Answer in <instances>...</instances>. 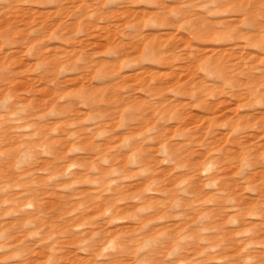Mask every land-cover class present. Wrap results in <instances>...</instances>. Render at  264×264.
Returning <instances> with one entry per match:
<instances>
[{"label": "rangeland", "instance_id": "obj_1", "mask_svg": "<svg viewBox=\"0 0 264 264\" xmlns=\"http://www.w3.org/2000/svg\"><path fill=\"white\" fill-rule=\"evenodd\" d=\"M0 264H264V0H0Z\"/></svg>", "mask_w": 264, "mask_h": 264}]
</instances>
